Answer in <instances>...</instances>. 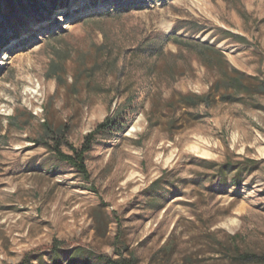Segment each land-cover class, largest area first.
<instances>
[{"label": "rangeland", "instance_id": "1", "mask_svg": "<svg viewBox=\"0 0 264 264\" xmlns=\"http://www.w3.org/2000/svg\"><path fill=\"white\" fill-rule=\"evenodd\" d=\"M169 36L216 46L252 89L185 105L218 74ZM256 85L264 0H0V264H264ZM105 120L89 179L43 144L79 147Z\"/></svg>", "mask_w": 264, "mask_h": 264}, {"label": "trees", "instance_id": "2", "mask_svg": "<svg viewBox=\"0 0 264 264\" xmlns=\"http://www.w3.org/2000/svg\"><path fill=\"white\" fill-rule=\"evenodd\" d=\"M195 31H199L201 28L194 25ZM222 34L226 37H230L232 40L241 43H248V40L234 32L224 30L219 28ZM168 39L178 46L185 44L191 49H195L200 58L199 63L203 65L206 69H210L216 72L218 75L210 82L209 89L205 94L202 95H183L185 105L187 106H197L201 103L205 105H210L214 101H234L240 97L241 92L250 91L251 86L246 83L247 75L234 67L229 60L226 58L225 54L218 49L216 46L205 44L194 39L182 40L179 36H169ZM255 90L258 92L264 91L263 85L254 86ZM108 125V121L105 120L96 125V127L84 136V139L79 147L68 145V151H64L61 142L58 141L57 136H52V143L49 140H43V144L61 161H65L70 166H72L76 171H78L84 179H89V173L85 164V154L91 149L92 144L95 141V135L97 133L103 132ZM57 134V133H55ZM48 135V131L45 136ZM252 161V160H246ZM232 166L231 164H227ZM217 166L213 163V167ZM236 177V176H234ZM159 180H155L152 185H155ZM235 237V236H234ZM84 256V251L81 249H75L66 260L65 264H73L77 257ZM248 254L244 255L247 258ZM95 262L93 264H133L134 259L132 257H118L112 258L107 255H96L94 256ZM89 261V260H88ZM90 262V261H89ZM31 257L26 255L25 258L18 264H30ZM63 260L59 254L52 252L50 258V264H62ZM38 264H45L42 257H39Z\"/></svg>", "mask_w": 264, "mask_h": 264}, {"label": "bare ground", "instance_id": "3", "mask_svg": "<svg viewBox=\"0 0 264 264\" xmlns=\"http://www.w3.org/2000/svg\"><path fill=\"white\" fill-rule=\"evenodd\" d=\"M66 16H68V15H66ZM197 152H198L199 155H202V154L204 153V152L201 151V150H198Z\"/></svg>", "mask_w": 264, "mask_h": 264}, {"label": "crops", "instance_id": "4", "mask_svg": "<svg viewBox=\"0 0 264 264\" xmlns=\"http://www.w3.org/2000/svg\"><path fill=\"white\" fill-rule=\"evenodd\" d=\"M62 264H65L64 260H63V263Z\"/></svg>", "mask_w": 264, "mask_h": 264}]
</instances>
